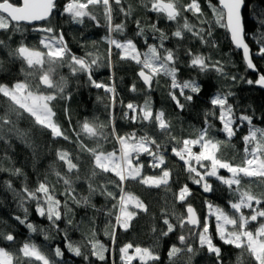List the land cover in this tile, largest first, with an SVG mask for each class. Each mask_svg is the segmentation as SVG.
Here are the masks:
<instances>
[{
	"label": "snow or ice",
	"instance_id": "snow-or-ice-1",
	"mask_svg": "<svg viewBox=\"0 0 264 264\" xmlns=\"http://www.w3.org/2000/svg\"><path fill=\"white\" fill-rule=\"evenodd\" d=\"M206 4L207 9L210 10L211 20L206 18L208 12L205 11L201 0H186V2L147 0L143 6L148 12L155 14L157 19L148 25L142 24L138 19L133 21L136 25L135 37L142 38L146 47V50L141 51L135 37L128 38L125 35L126 21L132 16L133 9L131 5L125 6L124 0H67L63 6L60 5L59 0H21L19 3L13 0H0V33L3 34V38H0V49H7V55L11 60H20L27 69H31L32 71L26 73L28 77L39 74L35 83L29 79L17 80L10 84L0 83V97L7 102V107L0 113V143L4 146L0 149L3 153L0 156V172H8L10 176L27 177L22 167L9 168L4 165L5 160L8 162L12 160L9 151L15 150L14 139L31 149L33 157L37 155L34 141L18 126L19 120L25 114L31 118L35 126L46 130L53 140L63 139L74 143L79 150L89 152L92 157L87 196L75 195L73 175L75 179H79V158L65 148H58L55 151L56 161L63 166L64 171L53 169L56 183L62 182L65 186L61 194L66 198L65 200L59 198L55 185L47 177L39 180L34 187H29L25 182L19 190L13 186L10 179L4 182L6 188L17 197L24 213L23 216L15 215L13 219L31 233L43 232V229H39L28 220L27 204L30 201L34 202L35 212L46 219L57 233L63 231L65 243L63 248L59 245L55 246L50 254L31 241L24 242L17 252L0 247V264H68L65 249L73 258H79L83 264L104 262L109 248L96 238L97 234L94 230L90 236L77 243L68 236L67 230L61 229L60 222L66 217L68 225L73 222L70 215L73 209L67 200L71 199L77 207L95 208L92 204V196L98 192L107 199L115 201L110 208L104 210L108 217L114 218V223L110 221L109 226L106 227L105 235L115 244L118 229L127 231L140 213H149L147 204L139 196L126 190L127 181H136L147 188L164 186L170 190L171 169L164 167L166 157L161 151L163 145L154 137L147 133L137 137L135 132L119 135L114 124L111 126V131L106 133L105 128L109 125L99 123L97 120L85 119L79 124L78 130H73L75 134L73 140L56 119L57 113L53 102L58 98H71L70 95L64 96L66 87L64 77L58 81L53 78L57 68L65 64L70 67L73 75L85 74L93 88L103 89L109 94L111 103L108 107H114L116 104L114 83L106 84L93 78L94 69L102 66L100 57L94 56L90 51H85L83 56L72 53L63 29L58 30V26L53 23L57 16L66 15L71 22L78 25H84L87 18L100 26L96 12L100 10L108 31V35L104 38L108 44L106 66L112 67L113 49H116L121 61L134 62L138 66L137 76L149 91L154 84L159 83V77H167L170 81L168 96L175 107L183 112L201 97L203 86L195 78L179 79V56L175 50L166 47L165 43L170 38L184 41L191 37L201 45L216 47L212 39L214 29L216 27L225 29L235 48L242 50L246 69L259 73L257 79L230 75L225 70L224 62L214 60L212 56L195 51L192 47L185 50V55L188 57L186 66L197 71L198 74L215 72L224 80H230L233 85L238 80H242L248 85L264 88V73H260L253 62V54L247 43L245 21V15L251 5V15L259 25L261 33L255 55L264 57V0H206ZM117 11L124 16V22L114 23V13ZM161 20L176 25L171 37L158 26ZM37 22H41L39 26H36ZM24 24L33 25L32 30L42 34L39 40L40 48L31 47L23 42L16 47L11 46L10 42L13 41L14 34L24 31L22 27ZM146 30L153 32L155 43H149L145 35ZM117 36L123 38L119 39ZM4 67V61L0 60V70H4ZM41 86L51 91H43ZM130 90L136 92V85L133 84ZM235 95V92L224 88L217 91L209 100L210 110L204 113L205 126L198 130V135L194 138L183 139L180 141L182 146L173 147L171 151L184 162L186 171L192 174L193 183L200 186L203 193L216 191L210 180L214 178L234 194L235 199L229 201L232 212L213 204L210 200L205 201L208 216H214L216 220L215 236L223 245L239 250L237 264H264V207H262L264 192L257 194L250 185H242L244 178H258L264 182V128L255 126L254 111L249 114L247 110H240V106L232 102L231 98ZM125 107L128 112H125L124 116L131 122L152 125L171 140H177L175 136L170 135L172 124L167 119L166 113L163 110H154L150 99H146L143 106L129 102ZM261 118L264 119V116ZM211 120L219 121L218 131L224 133L229 141L236 136L241 127L247 125V133L242 137L245 155L241 164L234 165L218 155L220 145L225 141L210 135V130L215 127ZM110 136L115 139L119 148L105 151L102 141L108 140ZM84 138L93 140L95 146L86 145ZM196 146H199L198 152L193 151ZM143 154L152 158L149 166L153 169L159 168V174H143L144 165L138 162ZM192 161L205 170L199 171L193 166ZM204 161L210 164L202 163ZM221 169L226 170L230 175L227 177L221 175ZM102 174H112L117 179L115 181L106 179L103 184L94 187L92 178ZM109 184L118 189V195L109 190L107 187ZM191 195V189L187 184L173 193L175 201L184 205L185 213L179 215L175 212L169 215L167 211L162 213L161 221L164 227L151 228L155 243L147 247L126 243L119 247L120 264H133L134 261L138 264H158L161 255L156 249L160 239L169 237L177 232V229L182 231L176 237L177 243H172L167 249L169 264H178L179 261L183 264H193L194 257L202 250L208 254L210 264H225L224 252L222 247L214 242L215 238L209 231L207 218L202 220L192 204L186 203ZM243 209L251 211L246 215ZM253 223L257 224L254 229L251 227ZM195 229L200 230L195 231ZM44 239L48 240L50 236L45 233ZM0 240L12 245L16 241V236L12 232L0 230Z\"/></svg>",
	"mask_w": 264,
	"mask_h": 264
},
{
	"label": "trees",
	"instance_id": "trees-1",
	"mask_svg": "<svg viewBox=\"0 0 264 264\" xmlns=\"http://www.w3.org/2000/svg\"><path fill=\"white\" fill-rule=\"evenodd\" d=\"M15 3L21 2V0H13ZM67 0H59L61 6H63ZM147 0H124L125 6L131 5L133 12L132 16L126 21L125 35L128 38L135 37L136 25L134 20H140L142 24L148 25L157 19L155 14L150 13L143 6ZM186 2V0H182ZM201 3L205 7V11L208 12L207 19H212L210 10L207 9L206 0H201ZM251 8L249 6L248 12L245 15L247 43L249 44L252 54L253 62L257 65L260 73H264V57L256 56L255 53L258 50V39L261 35L259 31V25L254 21L251 15ZM97 17L99 19L100 26L96 25L95 21L85 18L84 25H78L73 22L66 15H58L53 22L59 28H62L68 42V46L72 53L83 56L85 51H90L94 56L100 57L101 67L94 69L93 78L102 81L106 84H113L116 88V104L114 107H108L110 105L109 94L105 93L103 89L93 88L88 80L87 76L82 73L73 75L71 69L67 64L57 68L54 79L60 80L64 77L66 80V87L64 90V96H69L70 99L58 98L53 102L55 111L57 113L56 119L67 131V134L75 140L74 129H79V124L85 119L97 120L99 123L109 125L105 128V132L111 131V126L114 124L116 132L119 135H126L135 132L137 137L145 135L146 133L155 139H157L162 145L161 151L166 157V164L164 167L171 169V179L169 181L170 190H167L164 186L161 188H147L136 181L129 180L126 182V190L139 196L148 206L149 213H140L138 217L132 221L131 227L124 231L123 229L117 230L116 242L113 244L112 240L105 235V229L109 226V222L114 223V218L108 217L105 213L106 208H110L115 201L107 199L105 196L100 195L98 192L92 196V207H77L71 199L67 200L69 206L73 209L70 213L72 216V224H67V217L60 222L61 229L67 230L68 236L74 242H81L87 236H90L92 231L96 232V238L104 243L109 252L106 253V260L104 262L95 261V264H120L119 259V247L126 243H133L134 245L152 246L155 243L154 234L151 231L153 226L158 229L164 227L161 221V215L165 211L169 215L175 212L177 215L185 213L184 205L177 203L174 199L173 193L177 192L179 188L185 184L191 189L192 195L188 197L186 203H191L196 209L198 217L202 220L207 218L209 231L214 236V242L222 247L224 252L225 264H237V256L239 250L232 246L223 245L218 237L215 236L216 220L214 216H208V209L205 206V201L210 200L213 204H216L224 208L228 212H232L229 206V201L235 199L234 194L230 192L226 186L215 181L214 178H210L213 182L216 191L214 193H203L200 186L193 183L191 175L186 171V166L183 161L173 155L171 149L173 147H181L182 141L185 138H194L198 135V130L204 127V113L210 110L209 100L217 91L224 88L236 93L235 97L231 100L233 103L240 106V110H247L249 114L255 112L254 124L256 127L264 128V89L256 85H248L242 80H238L234 85L230 80H224L215 72L209 73H197V71L188 68V57L185 55V50L188 47H192L195 51L210 55L214 60H220L225 64V70L230 75H236L238 77H246L248 79H257L259 73H250L246 69L242 59V55L230 44L229 36L226 30L216 27L213 32L212 39L215 41L216 47H208L201 45L198 41H195L191 37L184 41H177L175 38L168 39L166 47L175 50L179 56V79L187 80L189 78H195L203 86L201 97L197 98L194 105H189L183 112L179 111L174 103L168 96L169 91V79L167 77H159V83L154 84L151 91H149L138 80L137 72L138 66L134 62L121 61L116 54L118 50L113 49L112 55V67L109 68L107 64V49L108 44L104 39L108 35L107 24L100 10H96ZM190 15V14H189ZM125 18L119 14L118 11L114 13V23L124 22ZM166 33L171 37V32L175 30L176 25L161 20L159 25ZM23 32H16L13 36V41L10 42L12 47H16L19 43L23 42L31 47L40 48L39 40L41 33L34 32L31 27L22 25ZM146 37L149 43H155L153 39V32L146 30ZM158 35V34H157ZM0 38H3V34L0 33ZM122 39L123 37L117 36ZM138 47L141 51L146 50L143 43V39L135 37ZM95 42V43H94ZM7 49H0V60L4 61V70H0V83H14L17 80L29 79L32 82L38 81V73L28 77L27 72L32 71L27 69V66L20 60H11L7 55ZM24 69V71H22ZM135 84L137 91H131V86ZM42 87V86H41ZM43 91H51L43 89ZM146 99H150L154 110H163L166 113L167 119L171 121V136L177 138L176 141L170 139L164 133H161L154 126L149 124H142L140 122L133 123L124 116L128 109L125 105L129 102L138 106H143ZM123 101V103H121ZM7 107V102L3 97H0V113ZM131 115V113H129ZM15 118V117H13ZM111 122V123H110ZM211 123L215 125L210 130V135L218 140L225 141L220 145V151L218 155L231 163L241 164L244 159V142L243 135L247 133V125L241 127L239 132L230 141L224 133L218 131L220 125L219 121L211 120ZM18 126L29 134V137L34 141L37 146V155L33 157L32 150L26 148L19 140L14 139V151H9V155L12 157L11 162L4 161L6 167H22L27 173V177L10 176L8 172H0V230H6L12 232L16 236L14 244L9 245L8 242L0 240V247H6L8 250L17 252L18 248L26 241L36 243L43 248L49 254L51 250L59 245L64 247V233L63 231L57 233V231L51 227L50 223L40 217L34 208V202H28L29 208L28 220L35 224L39 229H43V232L31 233L29 230L20 225L13 219L15 215L23 216V210L19 206V201L12 191H9L4 182L11 180L13 186L19 190V188L26 182L29 187H34L39 180L45 177L53 183L56 187V192L59 198L63 201L66 198L61 195L64 192L65 186L63 183H56V177L54 175L55 170L64 171L63 166L56 161L55 151L58 148H65L72 151L74 156H77L78 163L80 164L79 179H75L73 175L75 189V195L77 197L87 196L89 177L92 172V157L89 152L81 151L76 144L70 143L63 139L53 140L50 134L38 126L32 123L30 117L27 114L24 115L18 122ZM84 143L89 147H94L95 142L93 140L84 138ZM103 149L105 151H113L119 148L118 143L111 136L108 140L102 141ZM4 146L0 143V149ZM194 152L199 151V146L193 148ZM3 153L0 152V156ZM152 158L147 154H143L139 158V163L144 165L142 169L145 175H157L160 173V169L151 168L150 162ZM194 167L201 172L205 169L201 168L197 163L192 161ZM220 174L223 176H229L226 170L221 169ZM106 179L116 180L117 178L112 174H102L95 178H92L91 182L93 186L103 184ZM243 186L250 185L252 190L259 194L264 192V182H261L258 178H244L242 181ZM109 190L114 193H118V189L112 185H107ZM264 207V205H262ZM100 211H97V210ZM246 215L250 213V209L242 210ZM175 223V220H173ZM257 226L253 223L251 227L254 229ZM198 229L197 231H199ZM181 229H177V232L171 234L169 237L162 238L157 246V251L161 255V261L158 264H169L167 259V249L172 243H177V235H179ZM47 233L50 239L45 240L44 235ZM158 235V233H157ZM194 239V238H193ZM65 257L68 260V264H83L79 258H73L71 254L67 253L65 249ZM94 259V258H93ZM138 264V262H133ZM178 264H183L179 261ZM193 264H210V258L206 251H201L199 255L194 257Z\"/></svg>",
	"mask_w": 264,
	"mask_h": 264
},
{
	"label": "water",
	"instance_id": "water-1",
	"mask_svg": "<svg viewBox=\"0 0 264 264\" xmlns=\"http://www.w3.org/2000/svg\"><path fill=\"white\" fill-rule=\"evenodd\" d=\"M41 22H37V24H36V26H39V24H40ZM25 26H27V27H31L32 29H33V25H27V24H24ZM34 32H36V31H34ZM229 40H230V38H229ZM230 44L233 46V48H234V50H236V51H238L239 53H240V55H242V59H243V52H242V50H238V49H236L235 48V46L231 43V41H230ZM243 62H244V59H243ZM245 64V63H244ZM250 73H254V72H252L251 70H248ZM138 77V76H137ZM138 80L143 84V82L140 80V78L138 77ZM143 86L144 87H146L144 84H143ZM147 88V87H146ZM264 89V88H263ZM198 215V214H197ZM198 229H195V231H197Z\"/></svg>",
	"mask_w": 264,
	"mask_h": 264
},
{
	"label": "rangeland",
	"instance_id": "rangeland-1",
	"mask_svg": "<svg viewBox=\"0 0 264 264\" xmlns=\"http://www.w3.org/2000/svg\"><path fill=\"white\" fill-rule=\"evenodd\" d=\"M200 150V149H199ZM194 163H196L195 161H193ZM151 163V162H150ZM202 163H204V164H206V165H209L210 164V162H208V161H204V162H202Z\"/></svg>",
	"mask_w": 264,
	"mask_h": 264
}]
</instances>
